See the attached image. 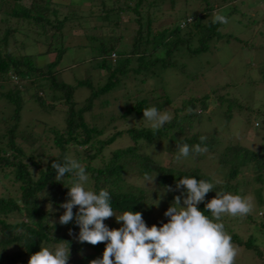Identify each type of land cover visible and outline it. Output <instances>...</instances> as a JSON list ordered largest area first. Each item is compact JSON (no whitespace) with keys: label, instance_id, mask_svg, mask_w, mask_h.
I'll return each instance as SVG.
<instances>
[{"label":"trees","instance_id":"trees-1","mask_svg":"<svg viewBox=\"0 0 264 264\" xmlns=\"http://www.w3.org/2000/svg\"><path fill=\"white\" fill-rule=\"evenodd\" d=\"M21 1L0 0V20H8L9 15L23 17L28 31L34 33L35 40L37 37L48 40L41 42L46 46L41 53H16L8 47L9 37L14 30L7 27L0 36V99L5 103L3 111L0 110V119L10 122L5 128V142L0 145V264H28L31 255L40 251L41 247L54 248L60 245L70 248L67 264H90L92 260L102 258L105 243L93 246L79 242L80 229L75 219L67 225L59 223V217L65 211L60 205L69 199L67 187H71L72 176L67 174L60 182L56 181V172L51 167L53 162L62 164L65 157L78 160L89 175L85 187L97 193L107 189L117 217L126 211L140 212L148 227L153 224L159 227L169 219L162 213L173 203L174 197L183 191L176 190L179 179L194 177L197 180H217L198 167L185 171L163 165L146 151V146L152 140L167 139L170 151L175 146L200 143V137L204 135L200 131L188 134V130L194 119L199 120L201 111L211 109L209 105L213 95L218 100L214 108L220 110L227 122L235 113L242 117L252 116L254 126L261 130L260 139H263L264 106L254 108L245 98L230 96L227 84L216 86L210 92L184 97L179 104L175 99L182 92L174 98L164 88L163 94H156V85L147 92L143 91V87H137L138 83L158 76L160 70L177 67L178 57L217 48L218 44L213 43L215 40L234 38L242 41L237 36L221 32L223 24L213 23V19L208 18L215 9V0H200L203 7L198 12L185 9L181 14L167 12L166 15L163 13L164 16H157L155 7L158 6L156 10H159L165 0L149 1L146 5L150 10L144 8V0H132L133 3H125L124 0L87 1V14L82 17L83 20L92 16L94 21H105L113 28L122 24L121 18L124 15L132 14L128 18L133 23L127 34L130 36L128 43L122 41L125 37L123 34L99 36L96 47L99 59L95 67L103 70L105 79L97 84L89 78L74 84L58 78L62 69L56 67L69 48L63 43V28L69 19L76 17V11L79 10L78 6L71 8L67 15L60 17L58 5L70 6L73 0L68 1V4L52 0H31L29 5H23ZM169 1L172 8L174 0ZM235 10L232 5L231 12ZM20 46L23 48V43ZM159 50L163 51L162 55L157 54ZM48 52L53 53L52 59L40 64L37 56ZM187 76L193 79L198 74L189 73ZM135 79L138 81L134 83L135 91L122 95L118 110L109 109L114 103L105 95L122 89ZM258 82L264 84V69L260 71ZM79 86L89 89V94L81 102L74 98L75 89ZM28 93L41 110L49 112L57 106L63 109V127L46 125L44 122L46 128L44 126L42 131L45 135H31L34 129L24 128V132L20 131L21 110ZM153 106L172 116L171 122L157 132L154 133L150 126L118 128L117 124L143 116V110ZM4 111L7 115L3 114ZM216 131L228 141L223 144L222 139L213 131L214 134L205 142L209 153L225 168L216 190L242 195L240 191H246L251 182L264 183V151L244 146L238 141L232 142L230 136L225 137ZM123 134L127 136V144L108 148ZM28 137L31 139L28 140ZM47 142H50L48 148ZM146 173L154 177L157 175L153 189L139 186L127 178L131 174L144 177ZM3 179H7L10 185ZM169 186L173 190L166 191L165 201L159 204L161 209L158 212L159 206L153 205L156 200L160 201L158 192L160 188L166 190ZM215 195V190L209 192L205 202L198 205V209L205 211L209 217L211 213L205 210V204ZM77 210L78 207H74V213ZM258 215L263 217L264 211L260 210ZM220 222L225 225L232 243L250 249L256 257L262 255L263 250L251 235L239 231L240 226L244 227L243 222L251 229L249 225L255 220L249 214L243 217H222ZM105 224L110 229L122 226L115 217L105 220ZM258 224L264 228V222L258 221Z\"/></svg>","mask_w":264,"mask_h":264},{"label":"rangeland","instance_id":"rangeland-1","mask_svg":"<svg viewBox=\"0 0 264 264\" xmlns=\"http://www.w3.org/2000/svg\"><path fill=\"white\" fill-rule=\"evenodd\" d=\"M31 0H22L23 5H29ZM53 2H61L68 4L70 0H52ZM89 0H73L70 6L58 5L59 16L62 17L70 12L71 8L77 7L76 17L69 19L63 28V40L64 44L69 46L68 50L63 54L57 69H62L58 75L60 80L67 83L74 84L78 80L89 78L94 84L102 83L104 75L102 69L96 68V61L99 59L97 46L99 44V36L106 34H123V42H129L130 36L127 35L130 27L133 26L132 21H128L130 16L124 15L121 18L122 24L119 27L109 26L105 21L96 19L93 17H87L82 19L86 15V5ZM125 3H133L132 0H124ZM151 0H144V8L150 7L146 5ZM215 9L212 14L208 16L209 19H214L216 13L225 14L228 17V23L223 24L221 32L229 33L234 37L237 36L242 41L229 38V40H215L217 48H211L207 51L199 52L194 55H183L178 57V65L174 68L160 70L158 76L148 78L143 83H138L137 87H143V91L147 92L156 85V94H163V88L166 92L174 98L180 92L179 98L175 99V102L179 104L181 99L189 96H196L205 92H210L216 86L227 84V93L230 96L245 98L247 102L253 104L254 108L264 106V84L258 82L260 71L264 69V0H215ZM170 6V1L165 0L159 10L158 6L155 7V14L157 16L166 15L167 12H173L181 14L185 9L191 12H198L203 7V3L200 0H174ZM234 5L236 9L231 12V7ZM88 12V11H87ZM164 13V14H163ZM79 15V16H78ZM8 20H0V36L4 33L5 28L10 27L13 29L12 36L9 37V48L14 52L30 53L38 52L41 53L46 49V46L41 42H47V40L37 37L34 39V33L31 30L28 31L26 21L23 17L8 16ZM103 19V18H102ZM189 20V18H187ZM92 20V21H91ZM167 20V19H166ZM81 21V23H77ZM112 28V32L111 29ZM28 34L26 35V33ZM101 34H100V33ZM222 41V42H221ZM23 43L24 47L20 46ZM211 43L212 45H214ZM211 45V46H212ZM118 46L117 48H119ZM120 51V48H119ZM158 55H162L163 51L159 50ZM53 53H47L45 55L37 56L38 62L43 64L46 61L51 60ZM198 74L197 77L191 79L187 74L189 73ZM187 73V74H186ZM257 81V82H255ZM130 82V80H128ZM137 79L130 83H127L122 89L113 91L110 94L105 95V98H110L111 103L114 106L109 109H119L120 102L122 101V95L127 93H133L135 91L134 83H137ZM183 89V90H182ZM182 90V91H181ZM149 93V92H148ZM89 94V89L86 86H79L75 89L74 98L81 102ZM131 101V99H130ZM129 101V102H130ZM218 103L216 96H212L210 100V108L208 111H201L199 120H195L192 126L186 129L188 134L200 131L207 138L211 137L214 132L217 134L216 129L225 137L230 136L232 142L238 141L244 146L258 149L261 152L264 151V136L260 139L261 130L254 126V119L252 116H240L235 113L232 115L229 122H227L218 108H214V105ZM4 101L0 99V110L3 111L2 107ZM175 104V103H174ZM214 108V109H213ZM199 108H197V111ZM21 119L19 121V130L24 132V128L27 130L34 129L35 135L37 133H43L44 122L46 125H54L58 128L63 127L65 121V114L63 109L60 107L46 112L29 97V93L25 95V102L22 108ZM3 114L7 115L4 111ZM255 121L259 122L258 119ZM10 122L7 120L0 119V145L5 142L4 133L5 128ZM118 128H124L132 125L136 126H150V123L143 118V116L137 118L128 119L126 122H121ZM110 126V125H109ZM187 127V126H185ZM46 128V126H45ZM214 128H216L214 130ZM214 131V132H213ZM24 136H28L23 133ZM223 144L228 141L224 137L217 134ZM50 136V135H49ZM31 138L28 137V140ZM128 139L126 134L119 136L108 148L120 147L127 144ZM219 144V143H218ZM217 144V146H219ZM50 142H47L46 147L48 148ZM170 143L167 139L156 138L152 140L147 146V153L153 158L159 160L163 165H170L179 170H188L191 167H198L203 173H206L215 180L220 178L225 173V168L221 167L217 162V159L209 153V150L203 154H190L188 157H181L179 160L176 159L179 154V146L173 147V150H169ZM221 147V146H220ZM106 150V149H105ZM153 175V174H152ZM154 177V176H153ZM128 180L139 186H144L147 189H153L154 184H150L144 180V177L129 175ZM6 184H9L7 179H3ZM13 187L11 186L10 189ZM159 190L161 205L166 191H164L161 197L162 188ZM246 190V189H245ZM243 193L242 197H247L251 200L253 209L249 214L252 219L255 220L248 228L243 222L244 227H239L241 234H250L253 241L257 243L263 250L260 257L254 256L252 251L243 245L233 243L237 248L238 254L235 258V264H264V228L259 227L258 221L264 222V216H259L258 212L264 211V183L251 182L246 191L241 190ZM159 200V199H158ZM160 206L158 212L160 211ZM157 213V212H156ZM162 215H164L162 213ZM161 215V216H162ZM226 215V216H225ZM223 218H229L225 214ZM243 217V216H241Z\"/></svg>","mask_w":264,"mask_h":264},{"label":"clouds","instance_id":"clouds-1","mask_svg":"<svg viewBox=\"0 0 264 264\" xmlns=\"http://www.w3.org/2000/svg\"><path fill=\"white\" fill-rule=\"evenodd\" d=\"M213 23L227 24L228 17L216 13ZM143 118L150 123L154 133L172 120L167 111L161 112L154 106L143 110ZM206 140V136H201L196 145H180L176 159L206 153ZM51 167L58 182L67 174L72 176L71 187H67L69 199L60 205L65 211L59 217V223L67 225L75 219L80 229L79 242L106 245L102 258L94 259L90 264H235L237 248L220 221L225 214L246 216L251 213L253 205L247 197L216 190L220 181L194 177L179 179L176 190L183 191L174 197L164 213L168 222L159 227L155 224L148 227L140 212L126 211L117 217L107 189L98 193L87 189L89 175L78 160L65 157L62 164L53 162ZM156 176L146 173L144 180L154 184ZM172 190L170 186L162 190L161 197L164 191ZM214 190L215 197L205 204V210L211 213L209 217L198 209V205L204 203L206 195ZM159 202L156 200L153 205L158 207ZM74 207H78L75 213ZM111 217L122 226L110 229L105 220ZM69 256V246L41 247L31 255L28 264H67Z\"/></svg>","mask_w":264,"mask_h":264}]
</instances>
